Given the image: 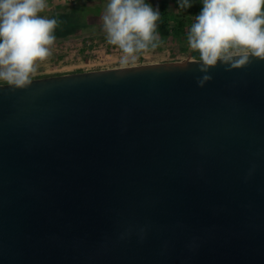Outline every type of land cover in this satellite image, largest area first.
Instances as JSON below:
<instances>
[{"label": "water", "instance_id": "95a60500", "mask_svg": "<svg viewBox=\"0 0 264 264\" xmlns=\"http://www.w3.org/2000/svg\"><path fill=\"white\" fill-rule=\"evenodd\" d=\"M197 61L0 84V264H264V61Z\"/></svg>", "mask_w": 264, "mask_h": 264}, {"label": "clouds", "instance_id": "9594fccd", "mask_svg": "<svg viewBox=\"0 0 264 264\" xmlns=\"http://www.w3.org/2000/svg\"><path fill=\"white\" fill-rule=\"evenodd\" d=\"M179 3L192 7L191 0ZM45 7L46 0H0V81L13 91L30 87L39 64L51 55L57 21L39 15ZM159 19V9L145 0H109L102 22L108 43L123 52L122 62L128 64L158 47ZM195 21L187 39L199 53V87L213 80V69L231 72L264 61V0H203ZM146 232L140 229L141 241Z\"/></svg>", "mask_w": 264, "mask_h": 264}, {"label": "rangeland", "instance_id": "374dc122", "mask_svg": "<svg viewBox=\"0 0 264 264\" xmlns=\"http://www.w3.org/2000/svg\"><path fill=\"white\" fill-rule=\"evenodd\" d=\"M109 0H46L45 10L39 15L55 19L49 58L39 64L34 78L80 71H92L132 65L187 60L194 52L188 44V33L196 22L194 7L181 8L179 0H145L154 9L170 12L174 28L168 37L159 35L158 47L138 54L135 63L122 62L123 52L108 43L102 17ZM197 5L203 0H195ZM67 16V18H60ZM65 28V29H64ZM66 35V36H62ZM0 84H6L0 81Z\"/></svg>", "mask_w": 264, "mask_h": 264}, {"label": "trees", "instance_id": "16d2710c", "mask_svg": "<svg viewBox=\"0 0 264 264\" xmlns=\"http://www.w3.org/2000/svg\"><path fill=\"white\" fill-rule=\"evenodd\" d=\"M192 6L194 7L195 14H199L202 9V4L197 5L195 0H191ZM160 19L157 21V30L162 36L168 37L172 34V29L174 28L170 18H173L170 12L165 10H159ZM60 18H67V16H60ZM65 29V28H64ZM66 36V35H62ZM194 57L199 59V53L194 51Z\"/></svg>", "mask_w": 264, "mask_h": 264}, {"label": "crops", "instance_id": "0c3cea01", "mask_svg": "<svg viewBox=\"0 0 264 264\" xmlns=\"http://www.w3.org/2000/svg\"><path fill=\"white\" fill-rule=\"evenodd\" d=\"M106 5H102L103 7H106L107 6V3H105ZM66 74V73H65Z\"/></svg>", "mask_w": 264, "mask_h": 264}]
</instances>
